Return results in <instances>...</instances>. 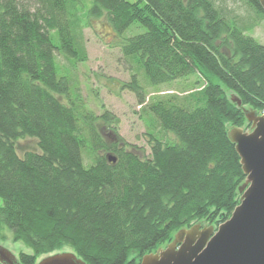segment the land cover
Instances as JSON below:
<instances>
[{
  "label": "trees",
  "instance_id": "trees-1",
  "mask_svg": "<svg viewBox=\"0 0 264 264\" xmlns=\"http://www.w3.org/2000/svg\"><path fill=\"white\" fill-rule=\"evenodd\" d=\"M239 1L254 22L227 0H0V239L8 227L33 248L21 264L66 246L87 264H140L179 229L231 216L247 175L229 130L251 126L245 109L264 113V43L247 34L264 10ZM102 18L149 156L129 148L113 111L87 107L58 59L86 62L84 30ZM134 25L144 30L125 35ZM192 75L189 91L150 92ZM25 137L39 151L19 154Z\"/></svg>",
  "mask_w": 264,
  "mask_h": 264
},
{
  "label": "water",
  "instance_id": "water-1",
  "mask_svg": "<svg viewBox=\"0 0 264 264\" xmlns=\"http://www.w3.org/2000/svg\"><path fill=\"white\" fill-rule=\"evenodd\" d=\"M259 2L264 10V0ZM245 113L250 130L238 126L229 130L247 175L231 216L218 226L195 223L179 229L164 247L143 255L140 264H264V113L250 109ZM109 158L115 161L113 155ZM0 261L21 264L2 246ZM38 264L87 263L73 251H62Z\"/></svg>",
  "mask_w": 264,
  "mask_h": 264
},
{
  "label": "rangeland",
  "instance_id": "rangeland-1",
  "mask_svg": "<svg viewBox=\"0 0 264 264\" xmlns=\"http://www.w3.org/2000/svg\"><path fill=\"white\" fill-rule=\"evenodd\" d=\"M90 4L91 2L88 3V5ZM227 4L236 8L237 12L243 13V21L246 23H252L256 20L254 11H251L247 6L245 8L239 0H227ZM143 30L144 28L134 25L127 30L125 35H132ZM247 34L264 43V14L258 20L257 25L247 31ZM84 37L89 54L88 60L71 67V64L66 59L58 55L61 65L70 68L78 79L87 107L97 114H101L105 109L113 111L120 119L119 132L123 139L130 144L129 148H133L140 155L149 156L151 149L147 141V125L139 115L140 106L137 104L135 95L130 90H120V83L128 81L130 73L120 47L117 46L118 36L107 20L102 18L91 21V25L84 30ZM198 78L197 75H192L189 78L179 79L170 85H161L156 89L150 88V92L151 94L162 95L167 92H178L181 94V92L189 91L199 86V82L197 84ZM245 129L250 130V127ZM17 148L21 155L28 150L39 151L38 141L32 137L19 139ZM1 203L2 200L0 198ZM196 223H201L204 226H218L215 222L198 221ZM5 232L7 236L4 240L0 239V246L10 251L16 259H18L20 252L33 253V248L29 244L22 240L15 241L13 239V232L10 228L6 227ZM166 244L162 245V247ZM62 251H72V249L66 246L60 251L57 250L53 253ZM47 255L49 254L39 255L37 264Z\"/></svg>",
  "mask_w": 264,
  "mask_h": 264
}]
</instances>
